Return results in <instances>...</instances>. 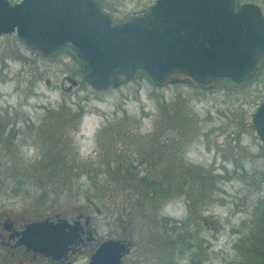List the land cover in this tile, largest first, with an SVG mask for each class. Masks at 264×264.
I'll use <instances>...</instances> for the list:
<instances>
[{
    "label": "rangeland",
    "instance_id": "rangeland-1",
    "mask_svg": "<svg viewBox=\"0 0 264 264\" xmlns=\"http://www.w3.org/2000/svg\"><path fill=\"white\" fill-rule=\"evenodd\" d=\"M5 38L0 37V202L54 201L91 210L93 203L102 206L99 218L106 208L115 216L125 206L132 237L161 258L158 264H190L203 255L201 264H222L217 250L238 260L247 255L254 240L250 225L238 234L232 230L238 222L257 223L264 210V146L249 125L264 82L218 81L202 90L181 82L157 86L138 74L97 91L82 82L72 50L46 58L19 44L6 48ZM20 52L32 57L29 93L24 82L31 70L15 57ZM68 75L77 83L66 91L60 82L69 85L63 78ZM163 103L196 116L186 138H176L178 129L175 139L149 136L159 126ZM14 110L16 122L7 117ZM125 131L135 137L125 138ZM157 142L164 143L158 161L137 165ZM118 153L123 160L128 154L126 161L139 174H150L151 185L131 183L124 169H108ZM213 238L215 252L204 243Z\"/></svg>",
    "mask_w": 264,
    "mask_h": 264
},
{
    "label": "water",
    "instance_id": "water-1",
    "mask_svg": "<svg viewBox=\"0 0 264 264\" xmlns=\"http://www.w3.org/2000/svg\"><path fill=\"white\" fill-rule=\"evenodd\" d=\"M43 1L1 0L0 32L15 27L24 44L46 56L68 45L95 90L114 88L139 70L157 86L209 89L221 79L251 76L264 61V17L249 2L155 0L145 14L113 22L92 0H60L47 11ZM66 78L69 86L75 81ZM251 122L264 144V100Z\"/></svg>",
    "mask_w": 264,
    "mask_h": 264
},
{
    "label": "flooded vegetation",
    "instance_id": "flooded-vegetation-1",
    "mask_svg": "<svg viewBox=\"0 0 264 264\" xmlns=\"http://www.w3.org/2000/svg\"><path fill=\"white\" fill-rule=\"evenodd\" d=\"M6 1L14 4L21 0ZM92 1L111 21L118 22L145 14L155 0ZM246 2L257 5L264 17V0H234V7ZM60 5V0L43 1V9L46 11L55 10ZM32 6L34 7L35 4L33 3ZM0 37H7L2 42L6 48L19 47L17 45L19 44L23 49L31 53L36 52L46 58L56 56L63 49L71 50L68 45H65L53 55L46 56L39 50L24 44L17 36L15 27L10 31L0 32ZM16 55L18 60L28 65L27 70H31L24 84L26 93L32 92L33 70L30 68L32 57L22 52ZM75 60L78 64L76 56ZM66 77L63 78L67 80ZM263 77L264 61L251 76L235 83L238 85L247 82L261 83L264 82V80L261 81ZM76 83L77 80L74 81V84ZM60 85L66 91L71 90L72 87L64 85L63 81ZM263 100L264 96L257 101L251 116ZM13 113L7 117L16 122L17 111L14 110ZM249 125L258 137L251 118ZM261 144L264 146L262 142ZM91 205L93 210L83 204L60 207L54 201L23 202L20 205L15 202H0V264H158L161 258L155 253L140 249V241L132 237L133 228L128 218L129 211L125 206H122L115 216H112L106 208L107 213L99 218L102 206L93 203ZM108 215L110 218H107ZM202 219L206 220V217L202 216ZM258 219L257 223L252 219L238 222L233 228L232 232L238 234L243 227L250 225L254 237L252 247L244 250L247 255L241 258L242 260L236 259V254L230 256L228 253L217 250V256L222 264H264V210ZM254 227H256L255 230ZM215 242L213 238L205 240L204 243L209 251L215 252L212 248ZM203 256L200 257L201 260ZM200 258L199 256L197 259L190 258L189 262L201 264L204 259L201 261ZM204 258L205 261H209L208 257Z\"/></svg>",
    "mask_w": 264,
    "mask_h": 264
},
{
    "label": "trees",
    "instance_id": "trees-1",
    "mask_svg": "<svg viewBox=\"0 0 264 264\" xmlns=\"http://www.w3.org/2000/svg\"><path fill=\"white\" fill-rule=\"evenodd\" d=\"M138 74H145V73L140 70V71H137L134 75H138ZM221 81H228L229 83H235L230 80H221ZM82 82L87 83L84 79H82ZM194 87L205 90L198 86H194ZM103 90H107V89H103ZM97 91H100V90H97ZM159 109H160V112H159L160 116L156 122V124H159V126L156 125L157 126L156 128L153 127V130H151V134H149V136H151V138L163 137L164 139H169V138L175 139L173 132L174 130L177 131L178 129V132L176 133L177 134L176 138L177 136L179 139L186 138L188 136L187 132H189L191 129L190 125L192 123H195L197 120L196 116L191 115L181 105H175L174 103L173 104L163 103L159 105ZM125 136L123 137L132 139L135 137V133L134 132L128 133L125 131ZM159 145L164 146V143L159 144L157 142L155 145H153V147L149 148L148 153L144 154L142 152L141 155L144 154V158L146 160L141 157L140 158L138 157L139 159L137 158L138 160L136 161V164L140 165L144 161H147L150 164H153L156 161H158L159 154L161 155V153L164 151L163 148H161ZM126 154L127 153H125V155ZM119 155L120 153L117 154V157H116L117 160H115V163H116L115 166H112L110 162L107 164L108 169H111L112 167H114L116 170L124 169L125 177H131V183H133L132 180H135V182L138 181L140 184L146 183V184L151 185L152 181L150 179V176H151L150 174H147V175L139 174L138 169H136V167L138 168V166L126 161V160L131 159L128 154L127 156H125V160H123L122 157H119ZM125 162H127L128 165H125L124 164ZM69 167L76 168L77 165L69 164ZM82 169H85V167H83ZM167 180H170V177L164 178V188L167 190V195L166 197H163V199L165 198L168 199L169 197L168 190L170 189V183Z\"/></svg>",
    "mask_w": 264,
    "mask_h": 264
}]
</instances>
